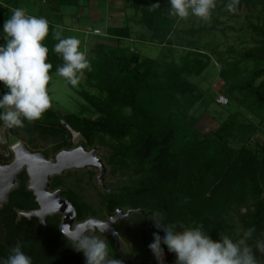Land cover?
Wrapping results in <instances>:
<instances>
[{"label":"trees","instance_id":"16d2710c","mask_svg":"<svg viewBox=\"0 0 264 264\" xmlns=\"http://www.w3.org/2000/svg\"><path fill=\"white\" fill-rule=\"evenodd\" d=\"M78 1L55 0V3L77 5ZM156 3L160 7L150 10ZM163 4L164 0H133V7H141V22L156 43L166 41L174 32L173 20L165 13ZM238 6L258 15L259 23L250 27L260 38L248 48L232 51V66L227 64L229 75L226 80H237L246 71L244 79L232 83L230 89L255 95L254 102L259 101L264 111V0H239ZM5 11L7 9L0 12V31L6 21L2 18ZM108 31L118 37L127 36L128 28H109ZM54 32L49 24V34L43 41L49 48L48 61L53 65L50 75L63 63L53 51L58 43L53 38ZM193 32L188 30V36ZM92 50L95 52L93 67L85 75L103 98L98 100L87 94L83 97L95 117L57 113L49 108L41 119L25 121L23 128L10 130L62 140L59 149L70 147L65 140L70 137L67 128L79 132L86 140L95 135L109 137L117 143L113 156L139 173L138 179L124 187L119 195H107L109 209L150 206L159 210L163 206V222L178 223L196 209H201L206 220H210L213 209L223 211L234 203L235 207L248 203L246 211L239 216L243 227L241 236L255 226L256 231L247 243L251 247H264V148L254 151L248 147L233 148L229 138L240 125L232 119L205 134L196 129L186 134L184 142H177L181 129L169 107L175 104L176 94L187 92L180 77L181 70L189 72L192 69L190 56H194L198 64H201L200 57L207 56L187 50L178 70L174 63L171 65L170 69L177 73L173 83L166 85L151 82L147 70L140 68L141 55L118 40L112 44L99 42ZM248 67L249 71L246 70ZM5 91L2 89L0 94ZM128 109L129 113H125ZM17 177L19 187L9 193L0 208V257H7L19 242L33 264H85L83 253L76 251L60 231L61 214L47 216L44 223L36 217H18V211L35 210L38 204L33 192L26 189L25 174ZM60 179L62 177H54L51 188L60 186ZM61 196L73 203L77 221L88 216L91 207L74 191H62ZM203 200L206 207L195 206Z\"/></svg>","mask_w":264,"mask_h":264},{"label":"rangeland","instance_id":"374dc122","mask_svg":"<svg viewBox=\"0 0 264 264\" xmlns=\"http://www.w3.org/2000/svg\"><path fill=\"white\" fill-rule=\"evenodd\" d=\"M100 1L106 3V0ZM227 3L223 0H216V7L207 21L195 16L180 19L173 15L171 19L174 23V32L169 39L162 43L153 41L154 44H148L126 41L124 44L132 45L141 54L140 68L147 70L151 82L166 85L173 83L177 73V71L173 72L170 69L171 65L174 63L176 70H178L182 66V58L187 50L192 49L194 53L207 56V58L200 57L201 64L196 62L194 56H190L189 62H191L192 69L189 72H182L181 70L180 77L186 84L187 92L176 94L175 104L169 107V110L177 117L178 127L181 129L177 136V142H184L186 134L196 129L205 134L216 130L228 119H232L238 122L240 126L233 130L229 138L230 145L236 149L248 147L254 151L258 148H264V111L259 101L254 102L256 100L255 95L247 92L240 93L234 88L230 89L232 83L240 81L242 77L244 79L246 71L237 80L234 78L226 80V78L229 75L227 64L232 66L231 62L234 56L232 51L238 52L248 48L260 38L250 27L259 23L260 20H258V15L255 12H250L238 4L235 6V11H228ZM31 5L36 10L44 9L43 4L37 0H31ZM167 5L170 8L169 3ZM66 8L75 11L72 6ZM71 17L64 16L62 22L68 27L76 28L72 23L75 22V19ZM101 17L104 16L101 15ZM139 26L146 29L142 24ZM68 27L58 29L63 38L69 37L71 34L68 32ZM136 29L139 27L137 26ZM188 30L194 31L191 36H188ZM75 37L80 39L81 48L85 51L89 44L83 43L80 33H77ZM189 42L191 44H188ZM91 48L85 53L91 63L92 70L95 52ZM246 70L249 71L250 67ZM86 72L90 71L85 70ZM85 73L77 87H72L57 72L50 75L51 79L47 87L52 97L51 109L56 110L57 113L72 112L80 116H96L92 107L84 100L83 95H91L98 100L102 99L103 95L94 87L93 81L89 80ZM188 86L191 88L189 89ZM2 89L4 87L0 83V91ZM219 96L226 97L228 104H220L218 102ZM125 113H129V109L125 110ZM246 126L254 129L248 130L244 128ZM67 131L70 137H65V140L70 143V147L59 149L58 145L62 140L43 137L38 133L30 135L19 131L12 132L0 122V137H4L6 141L0 144V166L7 165L13 160L14 154L11 148L16 144H22L30 152L39 153L47 159H55L60 151L78 147L86 151H94L105 167L103 175H100V169L97 166L91 164L72 168L61 175L51 176L49 190L57 191L59 195L62 191L72 190L81 197L86 205L91 207L88 216L82 221L75 220L72 228L91 218L101 222L112 221L115 230L108 227L101 228L100 231L87 230L86 232L106 240L111 255L122 261L123 264H157L148 245L153 242V233L158 232L162 235V231L155 227L151 218L154 213L164 214L165 208L161 206L157 210L150 206H115L113 209H109L107 195H119L124 187L138 179L139 173L129 166H124L113 156L117 143L109 137L95 135L90 140H86L79 132L70 128H67ZM21 173L26 176L25 186L29 190V177L25 170ZM54 177H62L60 179L61 185L57 188H51V180ZM19 185L20 179L17 177L16 186L12 190ZM3 204L0 205V208ZM247 204L235 207L234 203L230 209L223 211L219 208L213 209L210 220H206L204 214L200 212L201 209H196L191 211L187 218L182 217L181 221L176 224H183L184 226L203 224L213 239L227 234L237 240L242 237L243 229L239 216L246 211ZM206 205L204 200L198 205L195 204L201 208L206 207ZM27 212L18 211L17 215L18 217L24 216V213ZM161 247L164 249L162 259L165 264H175V254L169 252L163 242H161ZM252 248L258 264H264V247L254 245Z\"/></svg>","mask_w":264,"mask_h":264},{"label":"clouds","instance_id":"9594fccd","mask_svg":"<svg viewBox=\"0 0 264 264\" xmlns=\"http://www.w3.org/2000/svg\"><path fill=\"white\" fill-rule=\"evenodd\" d=\"M168 3L171 15L180 19L195 16L203 21L210 19L216 7V0H168ZM238 3L239 0H229L227 10L235 11ZM159 7L158 3L152 4L150 10ZM48 34V19L31 15L24 8H16L0 31V40H3L0 83L6 89L0 94V122L8 129L23 128L25 121L41 119L51 107L52 97L47 86L53 65L48 61L49 48L43 43ZM53 38L58 41L53 51L63 61L56 72L72 87H77L85 70L91 71L81 41L75 36L62 38L59 31L53 33ZM5 142L0 137V144ZM151 219L162 231V235L153 233V242L148 245L157 264H165L161 242L175 254V264H258L253 248L247 243L256 231L255 226L237 240L227 234L213 239L203 224L164 223L163 213H154ZM62 232L76 251L83 253L85 264H123L111 255L107 241L99 236L75 228ZM0 264H33V260L18 242L7 257H0Z\"/></svg>","mask_w":264,"mask_h":264},{"label":"water","instance_id":"95a60500","mask_svg":"<svg viewBox=\"0 0 264 264\" xmlns=\"http://www.w3.org/2000/svg\"><path fill=\"white\" fill-rule=\"evenodd\" d=\"M11 150L14 154L13 160L7 165L0 166V205L7 201L10 191L16 186L17 175L25 170L29 177V190L33 192L38 204V209L24 213L25 217H36L40 223H44L47 216L60 213L62 214L60 224L62 234V230L72 231L74 228L77 231H100L101 228L112 227L115 230L112 221L101 222L92 218L72 228L76 220L73 203L59 195L57 191L49 190L51 176L61 175L72 168L91 164L97 166L100 169V175H103L105 167L94 151H86L78 147L60 151L55 159H47L39 153L30 152L22 144L14 145Z\"/></svg>","mask_w":264,"mask_h":264},{"label":"crops","instance_id":"0c3cea01","mask_svg":"<svg viewBox=\"0 0 264 264\" xmlns=\"http://www.w3.org/2000/svg\"><path fill=\"white\" fill-rule=\"evenodd\" d=\"M37 1L43 4L44 9L36 10L31 5V0H0V12L7 9L3 12L2 18L7 20L16 8H24L31 15L46 17L54 31L57 32L59 28L68 27L63 24V17L72 16L71 18L75 19V22L72 23L76 28L68 27V32L71 33L70 36L81 34L83 43L89 44L85 52L99 42L112 44L118 40L122 45H125L126 41L153 43L151 32L147 28L142 29L139 26L142 24V10L141 7L138 9L133 7V0H106V3L99 2V0H79L77 5H58L55 0ZM167 3L168 0H164V11L169 18H172L173 15L170 14ZM68 6L74 7L75 11L68 10L66 8ZM101 15L105 18H102ZM137 26L139 29H136ZM109 28H128L127 36L111 35L108 31ZM61 37L63 38L62 35ZM125 46L138 52L132 45Z\"/></svg>","mask_w":264,"mask_h":264},{"label":"built area","instance_id":"2783aa9c","mask_svg":"<svg viewBox=\"0 0 264 264\" xmlns=\"http://www.w3.org/2000/svg\"><path fill=\"white\" fill-rule=\"evenodd\" d=\"M218 102H219L220 104L226 105V104L228 103V100H227V98L224 97V96H219V98H218Z\"/></svg>","mask_w":264,"mask_h":264},{"label":"bare ground","instance_id":"6f19581e","mask_svg":"<svg viewBox=\"0 0 264 264\" xmlns=\"http://www.w3.org/2000/svg\"><path fill=\"white\" fill-rule=\"evenodd\" d=\"M75 135H76V133H75ZM60 161V160H59ZM60 163V162H59ZM61 164H63V163H61ZM92 233V232H91Z\"/></svg>","mask_w":264,"mask_h":264},{"label":"flooded vegetation","instance_id":"af4514ba","mask_svg":"<svg viewBox=\"0 0 264 264\" xmlns=\"http://www.w3.org/2000/svg\"><path fill=\"white\" fill-rule=\"evenodd\" d=\"M38 209V208H37Z\"/></svg>","mask_w":264,"mask_h":264}]
</instances>
